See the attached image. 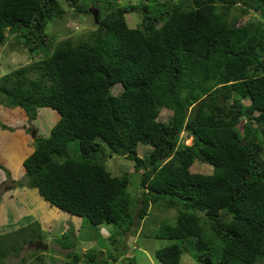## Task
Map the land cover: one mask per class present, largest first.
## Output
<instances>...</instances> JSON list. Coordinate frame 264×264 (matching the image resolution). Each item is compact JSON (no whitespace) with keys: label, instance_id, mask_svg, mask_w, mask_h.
<instances>
[{"label":"trees","instance_id":"obj_1","mask_svg":"<svg viewBox=\"0 0 264 264\" xmlns=\"http://www.w3.org/2000/svg\"><path fill=\"white\" fill-rule=\"evenodd\" d=\"M82 1L90 4L81 7ZM115 1L69 0L85 13L99 5L95 28L83 42L52 45L44 28L62 16L59 1L0 0V44L8 31L28 51H44L42 59L0 75V103L21 116L13 123L3 118L0 128L13 131L20 123L30 131L38 108L58 113L47 135L32 126L33 149L19 167L25 183L67 217L92 225L128 229L132 204L138 220L151 205L174 209V222L154 234L171 240L155 251L160 264H179L183 252L197 264H258L264 258V0ZM125 10L141 12L137 26H127ZM116 82L123 90L113 95ZM163 107L171 111L166 123L157 120ZM181 132L190 144L179 141ZM98 140L139 171L134 201L128 174L111 175ZM139 142L150 146L146 154H137ZM195 159L211 172H190ZM67 237L63 232L59 244L70 249ZM37 238V220L0 233V247L11 246L0 261ZM71 250L63 264L104 262L92 248L81 258Z\"/></svg>","mask_w":264,"mask_h":264},{"label":"rangeland","instance_id":"obj_2","mask_svg":"<svg viewBox=\"0 0 264 264\" xmlns=\"http://www.w3.org/2000/svg\"><path fill=\"white\" fill-rule=\"evenodd\" d=\"M57 1L61 4L64 12L61 17L53 18L48 21L44 28V33L47 38L50 37L53 43L52 45L64 39L69 40L71 44H77L78 41L83 42L86 40L90 32L95 28L92 14L76 9L77 7L69 4V0ZM137 2L138 0H118L115 1L114 4L120 6ZM79 3L81 7L90 4L89 1L78 2V4ZM91 6H95V8H97L96 10H100L98 4H92ZM89 8L90 6L87 7V11ZM250 14L253 15L254 13L250 11ZM124 18L128 27H135L140 21V13L138 11L125 12ZM43 56L44 51L39 52V50H35L29 53L21 44L20 38L14 37L13 34H7L6 39L0 44V75L21 64L42 58ZM121 90V85L116 83L111 86L110 92L112 94H118ZM242 102L247 104L248 100L242 99ZM0 115L9 119L15 118L14 112L5 105H0ZM54 116L55 113L52 109L41 108L34 120V125L44 134L45 131H48ZM170 116L171 111L169 109L161 108L157 120L166 123ZM7 134L10 133L7 132ZM258 137L260 138L261 135L258 134ZM28 139L30 140V137ZM178 139L179 141L184 139V133L179 135ZM189 142L190 138L184 140V144L186 145L189 144ZM66 147L68 153L71 155L77 151L75 140L67 142ZM19 148L20 145L18 148L5 145L3 151L6 155L10 152L19 156L20 154L17 152ZM100 148L104 156L103 164L112 175H120L122 173L128 174L126 190L134 201L141 192L139 186V171H134L133 165L128 159L121 155L111 153L102 143L100 144ZM136 150L139 155H143L150 150V146L139 142ZM19 152L23 153L20 150ZM0 163L4 164L6 168H11V174L5 180V184H10L11 180L20 178L19 176L22 174L20 168L16 169L15 165L6 164L2 155H0ZM188 169L190 172L195 173L207 174L211 172V166L200 162L198 159L193 160ZM0 173L2 172L0 171ZM23 187H28V185L25 184L22 185L21 188L7 190H4L5 188H0V233H3L4 230L5 232L15 230L23 224H26L27 221L37 220L42 223L41 240L43 244L47 245V248L39 251L29 244H24L17 257L16 255H7L1 258L0 264H39V260L32 259L37 254L43 257L45 264H62L66 259L65 253L67 251L72 249L71 252L81 258V255L90 248L98 254L97 260L104 261L103 264H128L130 260L132 264H160L155 257V251L171 243V240L156 238L154 234L158 232L162 223L174 222L176 214L174 209H165L151 205L146 217L138 220L134 218L136 207L132 204L133 223L128 229L116 227L112 224L92 225L87 220L79 217H67L65 213L60 211H58L57 218L56 210H50L47 207L48 205L31 203L34 199L27 190L24 191ZM37 198L41 201L43 200L39 197ZM28 200L31 201L28 202ZM42 202L45 203L44 200ZM202 218L204 219V217ZM49 222H51L50 224L53 227L48 232L49 228L46 226L49 225L46 224ZM58 224H61L62 227L69 225L71 228L65 233L68 237L63 242L70 244L72 248L66 249L59 244V226H56ZM10 248L11 246L9 244L3 243V246L0 247V255L8 252ZM110 258L113 259V261H111ZM20 259L23 260L20 261ZM40 262L43 261L40 260ZM77 264H82V259H80ZM179 264L197 263L190 257L189 253L183 252L180 255ZM258 264H264V258H262Z\"/></svg>","mask_w":264,"mask_h":264},{"label":"clouds","instance_id":"obj_3","mask_svg":"<svg viewBox=\"0 0 264 264\" xmlns=\"http://www.w3.org/2000/svg\"><path fill=\"white\" fill-rule=\"evenodd\" d=\"M116 1H118V0H116ZM139 1H143V2H145L144 0H138V2ZM137 2V3H138ZM137 3H134V4H137ZM128 4H131V3H128ZM128 4H123V5H128ZM120 6H122V5H120ZM95 7H93V6H90V8L88 9V11L89 10H93ZM98 11V10H97ZM133 11H138L139 13H140V16H141V12L139 11V10H133ZM125 12H132V11H124V14H125ZM97 14V13H96ZM93 17V16H92ZM94 20V19H93ZM94 22H96V21H94ZM140 22V21H139ZM137 26V25H136ZM5 39H6V36H7V34H13V33H9L8 31H5ZM14 35V37L16 36V34H13ZM18 38V37H17ZM21 44L24 46V44H23V42H22V40H21ZM25 47V46H24ZM25 49H26V47H25ZM27 50V49H26ZM28 51V50H27ZM35 51V50H34ZM29 53H31V52H33V51H28ZM40 52V51H39ZM44 57V56H43ZM42 57V58H43ZM42 58H38V59H35V60H40V59H42ZM32 61V60H31ZM31 61H29V62H31ZM29 62H27V63H25V64H28ZM25 64H21V65H19V66H17V67H15V68H13V69H11V70H9L8 72H10V71H12V70H14V69H16V68H18V67H20V66H22V65H25ZM8 72H6V73H8ZM5 74V73H4ZM3 75V74H2ZM116 83H118V84H120L121 85V87H122V90H123V86H122V84H121V82H116ZM116 83H114V84H116ZM114 84H112V85H114ZM111 85V86H112ZM111 86H110V89H111ZM122 90H121V92H122ZM120 92V93H121ZM120 93H118V94H120ZM112 94V93H111ZM113 95H116V94H113ZM0 105L1 106H6L8 109H10L12 112H14V114H15V118H5V117H3L2 115H0L1 116V118L3 119V118H5L6 119V121L5 122H8V123H13V121L15 120V119H19L21 116H16V114H17V107H12V106H9V105H6L4 102H2V103H0ZM41 108H43V109H46L47 107H40V108H38L37 109V112H36V114H35V117H34V119H33V121H32V125H31V129H30V131L29 130H25L26 128L25 127H22L21 125H20V123H15V124H17V125H15L14 127L12 126V125H10V127H13V131L14 132H16V131H19L18 129H22L23 131H24V133L28 136V138L30 137V143H26V144H22V145H20V148H19V150L21 151V152H23V153H20L19 152V150L17 151L20 155L19 156H17V155H15L14 153H10V152H8V157H7V159H10L11 157H9V156H11L12 155V157L14 158V160H12V161H17V159H18V157H20L21 159H20V162H19V165H18V168L20 167V165H21V162H22V160H23V158L26 156V154H28L32 149H33V145H32V142H33V135H34V131H35V129L33 130V128H32V126L34 127V128H36L35 127V125H34V120L36 119V116H37V113H38V111H39V109H41ZM49 108V107H48ZM164 108V107H163ZM49 109H51V108H49ZM167 109V108H166ZM53 110V109H52ZM54 111V113H55V116H54V119H53V121H52V123L49 125L50 127H51V125L53 124V122L55 121V119L56 118H58V113L55 111V110H53ZM160 111V110H159ZM0 118V121L2 120ZM50 127H49V129H50ZM48 129V130H49ZM16 130V131H15ZM0 131H4L5 132V134H7V132H9L10 134H7V135H10L9 137H8V139H10L11 140V142L13 143V147H16V148H18V146H19V144L18 145H16V142H15V138H14V135H12L11 136V134H14V132L13 131H9L8 129H3L2 127L0 128ZM36 132H38V129L36 128ZM42 132V131H41ZM41 132H39V133H41ZM47 133V131H45L44 132V134L45 135H47L46 134ZM182 134V132L179 134V135H181ZM186 138H190V137H186V135H184V139H182L181 141L184 143V140H186ZM1 139H3L2 137H0V140ZM190 140H191V138H190ZM99 141V140H98ZM100 142V141H99ZM2 144H4V145H7V146H12L11 144H10V142L9 141H0V145H2ZM100 144H101V142H100ZM189 144H190V142H189ZM26 146V147H25ZM136 152H137V150H136ZM138 154V153H137ZM1 155V154H0ZM139 155V154H138ZM104 157V156H103ZM5 160V159H4ZM0 165H1V168H0V171L2 172V173H0V188H5L4 190H7V189H14V188H21L22 187V185H25L26 183V179L24 178V177H22V174L19 176L20 178L19 179H13V180H11L10 181V184H5V180L8 178V176H10V174H11V172H10V169L11 168H6L5 167V165L4 164H2V163H0ZM17 169V168H16ZM112 175V174H111ZM20 181V184L18 183ZM23 188H31V187H23ZM33 189H35V188H33ZM8 191H11V190H8ZM37 192V191H36ZM42 198V197H41ZM29 202V201H28ZM27 202V203H28ZM24 203H26V202H24ZM28 204H30V203H28ZM48 204V203H47ZM26 205V204H25ZM49 205V204H48ZM49 206H51V205H49ZM52 207H54V206H52ZM57 211H60L59 209H57L56 207H54ZM60 212H62V211H60ZM59 213V212H58ZM64 213V212H63ZM34 221V220H33ZM27 222H32V221H27ZM27 222H26V224H27ZM39 223V222H38ZM26 224H23L22 226H25ZM60 226H61V224H60ZM21 227V226H20ZM39 227H40V225H39ZM62 227V226H61ZM67 228H69V230L71 229L70 227H69V225L68 226H63L62 227V230H61V232H59L60 233V236H61V234H63V232L64 233H66L67 231H68V229ZM40 229H41V227H40ZM52 229V227L51 228H49V230H48V232L50 231ZM9 231H12V230H9ZM59 231V230H58ZM5 232V231H4ZM3 232V233H4ZM59 236V237H60ZM35 241H41L42 242V240L39 238H37V239H34V240H32V241H29V243L27 242V243H25V244H29V245H31V246H33L32 244H33V242H35ZM24 245V244H23ZM22 245V246H23ZM22 246H21V248H22ZM20 248V249H21ZM34 248V247H33ZM34 249H36V248H34ZM36 250H39V251H42V250H45V249H36ZM95 252V251H94ZM96 253V252H95ZM96 255H98L97 253H96ZM36 256H38V254L36 255ZM36 256L35 257H33L32 259H35L36 258ZM42 257V256H41ZM42 259H43V257H42ZM64 262H66V260H64L63 261V263ZM62 263V264H63ZM43 264H45V262H44V259H43Z\"/></svg>","mask_w":264,"mask_h":264},{"label":"crops","instance_id":"obj_4","mask_svg":"<svg viewBox=\"0 0 264 264\" xmlns=\"http://www.w3.org/2000/svg\"><path fill=\"white\" fill-rule=\"evenodd\" d=\"M11 113V112H10ZM3 116V115H2ZM16 116H18V114H16ZM19 131H16V132H14V134H11V136L12 135H14V138H15V142H16V145H21V141H22V144L24 145V144H26V143H29L30 142V140L27 138L28 136L24 133V131L22 130V129H18ZM10 135H7V134H5V132L4 131H0V137H2L3 139H1V141H9L10 142V144L12 145V146H14L13 145V143L11 142V140L10 139H8V137H9ZM26 147V146H25ZM3 148H5V145L4 144H2V145H0V154L3 156V158L5 159V163L6 164H13V165H15V168H18V165H19V162H20V157H18L19 158V160L17 159V161H12V160H14V158L12 157V155L11 156H9V157H11L10 159H7V155L6 154H4V151H3ZM6 153V152H5ZM25 190H27L28 192H29V194L32 196V198L34 199V201H31V200H28L29 202L31 201V203H37V204H39V205H42V204H44V205H48L46 202L44 203V202H42L41 200H39L37 197H39L40 199H42L38 194H37V192H36V190L35 189H33V188H24V191ZM37 196H35V195ZM50 210H56L54 207H52V206H47ZM55 213V212H54ZM56 216H57V218H58V211L56 210ZM39 222V221H38ZM51 222H49V223H47L46 225H49V226H46L47 228H51V227H53L51 224H50ZM39 225H40V227L43 229V227L41 226L42 225V223H40L39 222ZM56 226H59L58 227V229H59V232H61V230H62V227L60 226V224H58V225H56ZM5 231V230H4ZM3 231V232H4Z\"/></svg>","mask_w":264,"mask_h":264},{"label":"water","instance_id":"obj_5","mask_svg":"<svg viewBox=\"0 0 264 264\" xmlns=\"http://www.w3.org/2000/svg\"><path fill=\"white\" fill-rule=\"evenodd\" d=\"M89 12L92 14L94 21H96V15H97L96 14L97 13L96 8H94L93 10H89ZM32 245L36 249H46L47 248V245L43 244L41 241H35V242H33Z\"/></svg>","mask_w":264,"mask_h":264}]
</instances>
